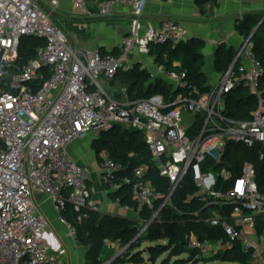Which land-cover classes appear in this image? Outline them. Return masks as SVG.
<instances>
[{
	"label": "built area",
	"instance_id": "1",
	"mask_svg": "<svg viewBox=\"0 0 264 264\" xmlns=\"http://www.w3.org/2000/svg\"><path fill=\"white\" fill-rule=\"evenodd\" d=\"M148 1L109 0L94 5L86 0H51L53 14L68 3L89 19L111 17L117 8L131 9L129 35L122 39L117 55L76 49L40 0H0V264H61L47 241L50 222L39 213L34 196L41 194L51 201L68 237L78 243L76 226L62 213L69 204L78 221L86 219L84 210L90 207L92 192L88 173L68 148L81 137L99 135L115 125L141 134L161 176L170 184L167 195L158 191L145 180V167L121 178L123 166L106 152L100 154L102 185L114 193L124 186L131 189L135 206L124 209L137 216L145 209L154 212L141 228L142 234L160 218L192 172L199 190L196 196L214 207L206 223L221 228L224 238L200 241L189 235L188 248L198 252L199 258L210 259L240 243L250 264H264V192L258 187L254 166L246 163L239 176L226 168L217 175L201 173L207 161L222 163L228 143L246 148L259 143L264 149V97L259 90L264 67L244 39L234 61H240L238 67L233 62L205 95H197L185 75L159 66L168 82L186 90L174 101L165 102L162 96L138 101L111 97L102 81L111 82L133 54H147L150 44L182 41L181 29L173 20L143 27ZM24 37L45 42L36 58L26 63L19 52ZM239 86L259 99L249 122H235L223 114L224 98ZM218 179L226 190L216 189ZM157 202L162 205L154 210ZM226 210L229 215H222ZM112 246L105 241V249Z\"/></svg>",
	"mask_w": 264,
	"mask_h": 264
},
{
	"label": "trees",
	"instance_id": "2",
	"mask_svg": "<svg viewBox=\"0 0 264 264\" xmlns=\"http://www.w3.org/2000/svg\"><path fill=\"white\" fill-rule=\"evenodd\" d=\"M89 3H101L109 0H86ZM208 0H196L198 6ZM264 14H247L236 23L237 31L252 45V51L264 67ZM260 25L259 29L257 27ZM45 46V42L37 37H24L19 46L20 57L23 62L35 59L37 51ZM204 43L197 40L180 41L176 45L172 43L150 44V55L156 58V64L164 67L168 72L179 76L185 75V80L193 87L197 95H205L211 91L209 78L204 72L205 57L203 54ZM237 54L234 49L221 45L216 51L214 71L218 74H226ZM240 61L236 63V66ZM117 85L120 91L115 99L123 100L126 96L129 101L145 100L155 96H162L165 102L174 101L186 90L177 88L170 82L153 80L148 70L136 64L128 70H120L111 81ZM260 92L264 97V78L260 84ZM259 99L249 89L242 86L235 88L224 98L223 114L227 119L235 122H249L253 114L258 110ZM200 123H198L199 126ZM93 149L98 156L106 152L111 160L123 166L120 177L132 176L138 168L145 167V180L152 183L158 191L167 195L170 192L169 182L160 174V170L153 158L147 144L140 133L127 129L121 125H115L107 131H102L93 143ZM264 149L257 143L252 148H246L241 144L228 143L221 164L207 161L201 166V173L217 175L222 168L241 175L243 166L250 163L256 171V180L261 192H264ZM221 179H218L216 189L226 190ZM199 192L194 182L193 173H188L180 188L174 193L172 202L166 206L160 218L150 224L144 235L135 239L144 224L150 222L154 212L145 209L136 220L113 217L104 214L92 207L86 208V219L78 221V215L67 204L62 218L73 223L77 229V241L85 249L86 264H101L102 254L105 250V241L117 244L120 250H127L125 259H118L114 264H146L140 247L143 242H165V245L150 247L151 257L158 260L168 254L163 262L170 264H250L248 254L244 253L241 244L236 243L233 250L226 251L214 258H199V253L190 250L187 245V236L194 235L200 241H215L224 238L221 228H215L206 223L214 210L213 206H207L196 195ZM119 200L122 206H135L129 186H124L121 191L112 196ZM162 202H157L154 210H158ZM230 210L222 212L229 215ZM262 227L259 228L261 230ZM137 252L132 253L133 250Z\"/></svg>",
	"mask_w": 264,
	"mask_h": 264
},
{
	"label": "crops",
	"instance_id": "3",
	"mask_svg": "<svg viewBox=\"0 0 264 264\" xmlns=\"http://www.w3.org/2000/svg\"><path fill=\"white\" fill-rule=\"evenodd\" d=\"M40 2L43 9L50 11L51 0H40ZM92 4L97 5L99 3L94 2ZM54 14L55 22L64 29L70 39L75 42V45L78 43L66 30L67 23L87 24L105 21L102 32H107L106 36L108 37L94 50L98 49L101 53L111 52L117 55L122 39L129 35L130 24L133 19L131 9L127 8H117L115 14L108 18H83L68 3H63L60 10ZM247 14H264V0H208L202 7L197 5L196 0H149L141 23L146 28L150 24L157 26L163 20H173L181 29L182 41L197 40L204 43V72L208 78H212V83H210L212 86L222 76V74L214 71L216 51L219 46L226 45L234 49L238 55L244 38L237 31L236 23ZM113 20L117 22L116 32L109 29L108 23H106ZM136 64H140L143 69L148 70L153 80L162 79L168 82L165 74L158 71L159 65L156 64V58L150 55V51L147 54L140 52L133 54L124 70L131 69ZM102 85L113 98L118 93L124 94V91H120L117 85L111 82L102 81ZM98 137L99 135L96 133L86 135L76 140V144L72 147L70 145L68 148L75 162L81 163L80 167L88 173L89 187L92 192L89 205L93 209L113 217L136 220L138 216L132 212H127L122 205L118 204L112 197L115 193L101 183L100 156L93 149V143ZM88 156L94 157L92 165L85 163ZM44 202L48 205L51 201L45 198ZM39 213L50 222L47 241L51 251L59 256L61 264H86L87 249L68 237L66 227L60 221L59 216L50 209L43 210L40 207ZM116 247L119 251L116 244H113L109 249L116 250Z\"/></svg>",
	"mask_w": 264,
	"mask_h": 264
},
{
	"label": "rangeland",
	"instance_id": "4",
	"mask_svg": "<svg viewBox=\"0 0 264 264\" xmlns=\"http://www.w3.org/2000/svg\"><path fill=\"white\" fill-rule=\"evenodd\" d=\"M105 22V21H104ZM104 22H92V23H79V24H74L73 22H69L67 23V28L66 30L68 31V33H70L74 39L76 40V42L78 44L75 45L76 49H85L87 51H92L94 50L100 43L106 41L107 37L106 33H103L102 30L104 29L103 24H105ZM108 23V28L109 29H113V31H117V22L113 21H108L106 22ZM111 31V30H110ZM210 83H212V78H209ZM214 84H212V86H214ZM192 122V121H189ZM189 122H185L186 125H191V123ZM77 141L73 142L71 144V147L73 145L76 144ZM94 157L92 156H88L85 160V163H87V165H92V162L94 161L93 159ZM77 164L79 166H81V163L77 162ZM83 165V163H82ZM47 198L44 195L41 194H36L34 196V200L36 202V204L38 205V207H40L43 210L46 209H50V211L52 210V212H54L56 215H58L55 211L54 208L52 206V203L50 202V204H46V202H44V199ZM144 235V233L142 234ZM141 235V236H142ZM140 236V237H141ZM165 242H143V244L140 247V251L142 253V256L145 259V263L149 264L147 261V256L144 254V250L146 248H150V247H156V246H160V245H165ZM117 251V247L116 250L114 249H105L104 253L102 254V258H101V264H114V262L118 259H125L127 257V253L128 251L123 249ZM138 249H135L132 251V253L137 252ZM168 254H165L163 256H161L158 260H157V264H161L163 263L167 258H168ZM175 260H171L170 264H174ZM218 264V263H217ZM220 264V263H219Z\"/></svg>",
	"mask_w": 264,
	"mask_h": 264
},
{
	"label": "water",
	"instance_id": "5",
	"mask_svg": "<svg viewBox=\"0 0 264 264\" xmlns=\"http://www.w3.org/2000/svg\"><path fill=\"white\" fill-rule=\"evenodd\" d=\"M47 13L51 14L52 18L55 19V14H53L51 11H47ZM263 21H264V18L261 21L260 25L263 23ZM260 25L257 27V29L255 31H257L259 29ZM251 41H252V37L249 39V42H251ZM235 65H236V62H234V66ZM141 234H142V231L139 232V234L136 236L135 239H138L141 236ZM144 254L147 256V261L149 264H157V260L151 257L150 248H146L144 250ZM161 264H164V263H161Z\"/></svg>",
	"mask_w": 264,
	"mask_h": 264
}]
</instances>
